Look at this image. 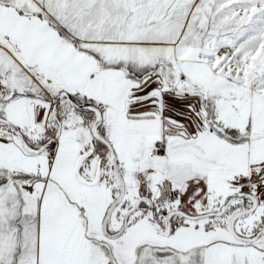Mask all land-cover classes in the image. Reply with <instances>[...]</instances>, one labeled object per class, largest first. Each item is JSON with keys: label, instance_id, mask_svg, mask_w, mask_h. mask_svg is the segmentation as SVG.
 Wrapping results in <instances>:
<instances>
[{"label": "snow or ice", "instance_id": "obj_1", "mask_svg": "<svg viewBox=\"0 0 264 264\" xmlns=\"http://www.w3.org/2000/svg\"><path fill=\"white\" fill-rule=\"evenodd\" d=\"M0 264H264V0H0Z\"/></svg>", "mask_w": 264, "mask_h": 264}]
</instances>
